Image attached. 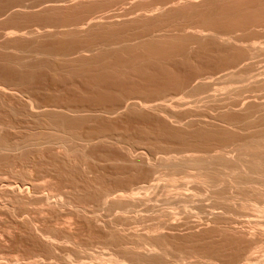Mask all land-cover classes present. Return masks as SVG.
I'll use <instances>...</instances> for the list:
<instances>
[{"label": "rangeland", "instance_id": "rangeland-1", "mask_svg": "<svg viewBox=\"0 0 264 264\" xmlns=\"http://www.w3.org/2000/svg\"><path fill=\"white\" fill-rule=\"evenodd\" d=\"M76 1L0 0V264H112L113 260H122L120 262L121 264H202V262L207 259H213V262L219 264V262L227 261L228 259L236 257L241 249L248 245L250 240L249 233L251 231L250 225L246 223L236 222L239 220V217L240 220L243 219L241 215L239 216V203L243 199L242 196L241 198H239L241 194L240 191H237L238 189L236 187L231 188L230 185H226V187L224 185L218 186L219 190H221L223 194L227 198H229V205L233 201L232 203L236 206V208L234 209H237L236 211H239V214L236 213L235 216L232 215L235 211L233 209L234 205H230V208L233 209V211H231L232 214H230L228 210H226L229 209V207L224 209L226 211H222L221 208H217L216 210L210 208L208 206H210L212 203V197L207 200L212 195V191H210V188H203L202 186L197 185L193 178H190L191 180L187 179L189 177H187L186 175L188 174V172H192L193 170L170 169L169 166L163 163L159 157H161V155L163 156L165 153H167L166 155H181L189 152H207L214 149L219 151L220 148L221 150L223 149L222 151L230 152L233 151L232 147L234 145L236 146L247 142L249 141V139H251L249 138V136L257 134L260 126H258V128H256V126V129H253L254 127L249 128V130H246L245 133L244 130L240 131L236 127L224 125L225 123L217 119L215 120V114L217 116L219 115V117L221 115L220 119L223 120L222 117L224 116V113L229 116L231 110H223L221 108L218 109V101L214 102L212 100L213 103L211 100L202 101L201 97H204L202 95L205 94L208 95L207 93L210 94V92L212 94L213 91L215 92V94L213 93L214 97L216 96V94L219 98L221 96L223 97L225 92H227L228 90L227 88L231 86V81L226 82L224 80H221V84L220 80L216 81V77L217 74H221V71L226 68L236 66V68L238 67L237 69H239V67L240 69H243V67L245 66L244 69H252L253 73L264 72V38H262L263 41L261 39V47L259 46V44H256L252 48L226 46L225 48L221 49V47H215L213 44H210L211 40L208 37L196 34L195 30L205 29L208 27L217 30H226L230 27V25H232L233 20L234 22H236L243 18H250L249 16L264 19V0H192V2L191 0ZM205 1L207 2L205 3ZM260 1H262L263 3ZM224 2L226 5L224 4ZM57 3L58 5H56ZM126 11H128V13ZM229 15L231 16L229 17ZM103 16L106 17L104 18ZM225 16L227 17V19ZM91 19H93V22H90V24L84 23L85 21H89ZM148 19L150 21H148ZM224 21L228 22L226 23ZM91 25H93V27ZM49 29L51 32L49 31ZM100 29L102 30V32ZM160 29L161 31H159ZM163 29L170 30L169 33L171 35H173L174 33V37H176V35L178 37L180 33V37H185H178V39L172 37V40H169L168 38L169 41H163V44L162 40L164 39L161 38V41H157V43L159 44H156L153 40H147L148 43L153 41V44L150 43V46L152 47L147 46L148 44L145 42L141 44L142 48H139L140 45L136 44L137 47H134H136L137 50L133 47H130L131 50L134 49L133 51H136L135 53L129 50L131 54L130 52H128L124 55H122L123 53H120V55L119 51L117 52L119 55H115V52V56L121 57H119L120 59L118 58L119 61L116 59V57L114 58V55L113 58L115 60L113 58L110 59L112 56V54L110 53L112 51L110 52L108 50V52L105 50L106 52H108V54H110L108 55L105 53L106 55L110 56L107 61L110 59V61L113 62L111 63L109 61L108 63H111V65H116L115 67L110 66V64L104 61L106 59H103L102 54L100 55L101 51L97 53V48L99 47L97 46V40L102 38V42L100 43H103L105 41L103 38H105L106 35L108 37H111L112 34L116 37L118 36V38H114L113 35L109 39L105 38L106 40L110 41L112 40V38L120 39L122 35V37L138 35L146 33L147 31H152L153 34L157 33L158 35H160L162 33L164 34ZM191 29L193 30V32L191 31ZM74 30L76 33H73ZM188 37L192 38L189 39ZM193 40H195L196 42H193ZM154 43L156 45H154ZM144 45L147 46L146 48L144 47L145 49L143 48ZM91 46H96V48L92 47V49L95 48L96 50H90V48L88 49V47ZM79 48L81 49V51ZM86 48V51L90 50V52L92 51L93 53H97V55L90 54V52L86 51L82 52V49L85 50ZM77 49L79 50L77 51ZM94 50L96 52H94ZM169 50L172 52L174 51L173 53L175 54L170 53ZM188 50L190 52H188ZM246 50H248L249 52ZM76 51L79 54L81 52L82 54H80L79 56H82L83 58L79 57ZM141 51L145 54H142ZM250 51L252 53V57L250 55H246L247 52L248 54H251ZM160 52L161 55H159ZM163 53H166V56L162 55ZM238 53L240 55H238ZM100 56L102 59L99 58ZM108 56H106V58ZM245 58H248V60L243 61ZM96 59L101 60L99 61L100 64H98V62L95 66L94 60ZM235 59H237L236 63ZM126 61L131 64H128L127 66ZM147 61L150 64H145L147 63ZM103 63H106V65H104ZM138 64H140V69L136 67V65ZM142 64L147 68L149 67L147 73H145V71H147V68H145ZM103 65L105 69L106 66L107 68L113 67L112 69H116L115 72L118 71L120 73L117 74L118 72L115 73L113 72L114 70L111 69L112 77H107L109 73L105 72V69H103ZM148 65H151L152 69H155L153 68V65L156 66V70L158 69V71L152 70V72L150 69L151 66ZM165 66L167 67L166 69H164ZM250 66H252L253 68ZM120 67H124L125 69L123 70L125 72L128 70V76L123 70H120ZM142 67H144L145 69L143 68L144 70H142ZM261 67L263 69H261ZM99 70H104V72H102L104 73V75L100 73L99 78H97L98 76H96V78H93L95 77V75H98L95 73L101 72ZM138 70L140 72L143 71V73H145L148 78V75H150V77H152L153 79V84L152 82H150L151 80H148L147 77V79H145L148 80L146 81L147 85L145 83V80L144 82H142L145 77L144 74L142 72L140 74ZM107 71H109V69H107ZM114 73L117 77H120L119 82L117 81L118 78L116 79V77H113V75L115 76ZM92 74L95 75L93 76ZM90 75H92L93 77H90ZM101 75L103 77H107L108 79L111 78V80H108L107 82L111 81L112 87L113 85H116L115 83L117 82V87H113L112 92V87L110 88L111 82H105L107 78L104 77L105 80L102 84L104 85L105 83H107L105 84V86L109 84L107 88L109 87L108 90H111L105 91V89H107L105 87L104 91L108 93L110 92V96L108 95L106 97L105 95H107L108 93L102 92L103 95H105L102 96L100 94L102 97H98L97 94L99 89H97L96 92H94L95 90L93 91L94 88L91 89L92 86L95 87L94 85H96L93 84L92 81L98 83L103 80V78L102 80L100 79L102 77ZM168 75L171 78V81H169L170 78L168 77ZM157 76H159V78ZM121 77H124V79H122ZM88 78H90V80L92 81L88 80ZM134 78L138 80H134ZM195 78L199 81V83L201 82L200 85H202L200 89L197 90L200 93L199 95L198 93H196L197 91H190V87H188L190 85V82H193ZM113 80H115V83H113ZM124 80L126 84L125 82H123V86H121L120 83H122V81ZM86 81H89L90 84H93H91L92 86L90 85L91 87L89 86L88 88L94 92V95L97 93V98L94 95V97H91L92 91L90 93L88 92L89 90L87 91L88 93H90L89 97L87 96L86 98L87 93H84L86 94L84 98V94L81 95L78 89L77 91L80 95L75 92V89V91L73 92L74 96H71L73 94L70 93L73 91L71 85L73 86V84L75 85L76 82H80L82 86V83L84 85V82ZM163 81L164 83L162 84V87L160 89V83H162ZM100 84L96 85L95 88H97V86H99ZM232 85L234 86L235 84ZM69 86L71 87L72 91L70 90ZM75 86L73 88H75ZM84 86L86 87V85ZM102 86H100V92ZM65 87L67 88V90H70L68 92L71 95L67 94L68 92L66 91ZM211 87H213V90L211 89ZM79 89H82V87ZM115 89L116 92H114ZM208 89L209 91L207 92ZM175 95L177 98L178 96L180 98L175 99ZM77 96L79 97V99H77ZM130 96L131 98L132 96L133 98H135L136 96L139 102L141 100L145 102L150 101L147 104L154 103L151 102L153 100L155 102L157 100V102H161L159 100L163 99L162 102L166 100L165 102H167V106H165L166 108L160 107L148 109L144 107L139 108V105H137L135 106L136 108L134 107L135 109L129 108L126 111L127 107H125L126 109L122 108L120 110H117L115 113L106 114V107H108L109 109H107L110 110L112 106L115 107L118 104L117 102L119 100H121L119 103L123 105L125 103V99H130L128 98ZM117 98L119 100L116 102ZM197 98H199V102H197L198 100L196 101ZM219 98L215 99V101ZM179 99L181 103L180 101H178ZM66 101L74 102V105H77L79 103V107H82L81 104H83L84 106L86 104V109L84 108L85 112H80L79 110L82 109L83 111V108L80 109L79 107V110H76L77 112L79 111L78 113L82 115L84 113H87L84 114V116L86 115L87 118H91L88 119V122H85L84 120V123H80L82 125L76 126L77 128H73H76V130L69 129V133L71 135H74V132L71 133V131H75V136H77V134H80L79 136H84L85 138V135L87 134L89 136L91 134V136H97V138H94V141L92 138L87 137L86 139H92V141H90L83 147L79 146V149L78 145L79 143L82 144L83 141H80L79 139L76 140V137L73 136L75 137L73 138L76 140L75 141L72 140V137H69L70 139L68 138L69 134L68 136L67 134H62V131L64 133H67V131H69L68 128L66 129L67 131L62 130L60 132H55L57 134H62L61 137H65V135L67 136L66 141L64 143H61L57 139L53 138V136L51 135V133L53 132L52 129L46 128L45 125L47 119L50 121V119L47 117L49 114L57 113L55 115L59 117L58 113L66 114L71 110V108L69 107V111L65 112V109H67L68 107H63L65 104L69 103ZM202 102H204L205 104ZM113 103L117 104L115 105ZM201 103L204 105H202ZM34 104H38L39 106H35ZM45 104H49V106L52 105L49 108L50 110L47 109V107L49 106H46ZM53 104H55V106ZM73 104L71 103L70 105L72 108H75ZM87 104H90L88 106L89 109L93 105V110H96L97 108L95 107L99 104V106H101L102 104L103 106L101 109L98 108V110L100 111L97 112L93 110L89 111V109L87 110ZM184 104H186L187 106ZM206 104L210 105H208L207 107ZM33 105L37 108L36 110L40 109V106L43 105V108L47 109L48 111L43 109V111H45V114H40L42 112L41 107L38 112L35 110L36 114L41 111L39 113L40 116H35V108H33V111H31ZM196 105L200 107L198 108ZM103 107L105 108L104 112L102 113ZM116 108L118 107L116 106ZM204 109L206 110L204 111ZM72 110L76 111L75 109ZM129 110L131 111L129 112ZM73 114H75V112ZM212 114L213 117L211 116ZM67 115L71 114L69 113ZM216 115L215 117H217ZM226 115L224 117H226ZM45 116L47 118L44 119L43 117ZM51 116L49 117L51 118ZM84 116L82 117L84 118ZM54 118H56V116ZM87 118H85L86 121ZM41 119L45 120H43L45 124ZM39 120L42 122H40ZM194 123L196 124V126ZM220 123L222 124L220 125ZM48 124H51V121ZM224 126H227V128H224ZM49 130L52 132H50ZM94 131L97 135L94 133ZM233 132L234 135H232ZM98 134H103V136L101 137L104 139L99 141ZM46 135L48 137H46ZM81 137L78 138L82 139ZM84 137L83 139H85ZM106 138L107 140H105ZM233 140L234 142L231 143V141ZM228 143L231 146H229ZM234 152H230V155L232 154L230 157H234L233 159L236 158V153ZM146 164L148 165L146 166ZM88 172H90V174ZM171 176L174 178V182L170 178ZM144 179H146L145 182ZM149 183L154 184L152 186L149 185ZM69 185H72L73 187L71 186V188L69 187ZM145 185V188H140ZM228 187H230V189H227ZM36 189L39 190L37 191ZM207 189H209L208 191L211 192L210 195V192H208ZM48 191L50 192V194ZM77 191H79V193L81 194H79ZM205 191L206 193H208L209 197L203 196L207 195ZM102 192H104V194ZM112 192H119L123 195V197L112 200V196H109V194H111ZM130 192H132L134 195L132 194L133 196H131ZM94 193L96 194L94 195ZM65 194H67V196ZM128 194L133 198L131 199V201L124 197ZM238 194L239 196L237 197L236 195ZM78 195H80L81 197ZM102 195H104V197ZM176 195L179 196L177 197ZM198 195L202 200L204 197L207 198L206 201L202 202L203 208L206 212L204 211V209H202L200 213H198L199 211L196 209L195 210L198 212H196L194 209H190V206L200 203ZM173 196L176 199L173 198ZM35 197L36 199L34 200ZM30 198L32 201H30ZM191 198L193 199L190 200ZM79 200L82 202H80ZM134 200L135 202H133ZM188 200L190 201L188 202ZM66 201H69L70 203H66ZM94 201H97L98 203L96 202V204ZM192 201L193 203H195L193 204ZM190 203H192V205ZM78 204H80L81 206ZM93 207L95 208L93 209ZM24 210L27 211L25 212ZM166 210H168L169 213H167ZM191 211H193V213ZM249 211L253 214H259L257 211L255 213L253 210ZM76 212L79 215L76 214ZM164 212L167 214H165ZM229 215H232L233 218L228 217ZM258 218L264 219V214L261 216L259 215ZM230 220H232L234 223L232 221L230 223ZM196 222L197 224H195ZM112 227H114L115 229H112ZM160 236L162 237V239ZM222 236L225 238H223ZM91 239L93 240L92 242H90ZM105 240H107V243ZM113 241H115L114 244L112 243ZM144 242H146L147 245ZM244 242L246 245L244 244ZM159 254H162L163 256L160 257L159 260H157V255L159 256ZM190 254H192V256ZM179 256L184 257V259L182 260L183 262H180L179 260L177 261V258H179ZM154 257L155 260L154 262H152ZM192 259H196L197 262L196 260L192 261ZM199 259H201V261H199ZM214 259L217 260L214 261Z\"/></svg>", "mask_w": 264, "mask_h": 264}, {"label": "bare ground", "instance_id": "bare-ground-1", "mask_svg": "<svg viewBox=\"0 0 264 264\" xmlns=\"http://www.w3.org/2000/svg\"><path fill=\"white\" fill-rule=\"evenodd\" d=\"M76 1V0H75ZM107 1V0H106ZM180 1V0H179ZM52 2V1H51ZM77 2V1H76ZM170 2V1H169ZM191 2H192V0H191ZM207 1H205V3H206ZM230 2V1H229ZM232 2V1H231ZM250 2V1H249ZM255 2H257V1H255ZM260 2H262V1H260ZM264 2V1H263ZM262 2V3H263ZM46 3V2H45ZM54 3V2H53ZM52 3V4H53ZM79 3V2H78ZM81 3V2H80ZM97 3V2H96ZM103 3H105V2H103ZM177 3V2H176ZM179 3V2H178ZM223 3V2H222ZM76 4V3H75ZM74 4V5H75ZM90 4V3H89ZM115 4V3H114ZM165 4V3H164ZM175 4V3H174ZM173 4V5H174ZM195 4H197V3H195ZM224 4H225V2H224ZM249 4V3H248ZM247 4V5H248ZM258 4V3H257ZM56 5H58V3L56 4ZM176 5V4H175ZM226 5V4H225ZM237 5V4H236ZM261 5V4H260ZM42 6V5H41ZM195 6V5H194ZM196 6H198V5H196ZM203 6V5H202ZM257 6V5H256ZM261 7V6H260ZM98 8V7H97ZM161 8V7H160ZM236 8V7H235ZM253 8H255V7H253ZM259 8V7H258ZM55 9V8H54ZM111 9V8H110ZM228 9V8H227ZM237 9V8H236ZM252 9V8H251ZM41 10V9H40ZM147 10V9H146ZM155 10V9H154ZM153 10V11H154ZM178 10V9H177ZM198 10V9H197ZM244 10V9H243ZM107 11V10H106ZM109 11V10H108ZM158 11V10H157ZM214 11V10H213ZM254 11V10H253ZM41 12V11H40ZM127 13H128V11H126ZM147 12H149V11H147ZM173 12V11H172ZM180 12V11H179ZM251 12V11H250ZM257 12V11H256ZM130 13V12H129ZM154 13V12H153ZM223 13V12H222ZM242 13V12H241ZM108 14V13H107ZM124 14V13H123ZM131 14V13H130ZM143 14V13H142ZM149 14V13H148ZM151 14V13H150ZM229 14V13H228ZM104 15V14H103ZM209 15V14H208ZM111 16V15H110ZM109 16V17H110ZM139 16V15H138ZM162 16V15H161ZM231 15H229V17H230ZM104 17V16H103ZM102 17V18H103ZM106 17V16H105ZM104 17V18H105ZM132 17V16H131ZM130 17V18H131ZM136 17V16H135ZM143 17V16H142ZM153 17V16H152ZM151 17V18H152ZM163 17V16H162ZM167 17V16H166ZM172 17H173V15H172ZM171 17V18H172ZM176 17H177V15H176ZM226 17V16H225ZM241 17V16H240ZM250 18H243V19H241V20H239V21H236V22H234V20H233V23H232V25H230V27L229 28H227L226 30H217V29H214V28H205V29H196L195 30V32H196V34H199L200 36H206V37H208L210 40H211V43L210 44H213L215 47L217 46V47H221V49L222 48H225L226 46H239V47H247V48H252V47H254L256 44H259V46L261 47V45H260V43H262V41H263V39L262 38H264V19H262V18H259V17H251V16H249ZM92 18V17H91ZM94 18V17H93ZM108 18V17H107ZM133 18V17H132ZM149 18V17H148ZM264 18V17H263ZM145 19V18H144ZM167 19V18H166ZM165 19V20H166ZM226 19H227V17H226ZM87 20V19H86ZM92 20V21H91ZM91 20H89V21H85L84 23H86V24H90V22H93V19H91ZM112 20V19H111ZM123 20V19H122ZM130 20V19H129ZM231 20V19H230ZM101 21H102V19H101ZM136 21V20H135ZM138 21V20H137ZM143 21V20H142ZM146 21V20H145ZM148 21H150L149 19H148ZM167 21H169V20H167ZM224 22H226V21H224ZM228 22V21H227ZM226 22V23H227ZM84 23H83V25H84ZM133 23V22H132ZM141 23V22H140ZM148 24V23H147ZM151 24V23H150ZM153 24V23H152ZM163 24V23H162ZM167 24H168V22H167ZM76 25V24H75ZM170 25V24H169ZM186 25V24H185ZM217 25V24H216ZM71 26V25H70ZM92 27H93V25H91ZM160 26V25H159ZM167 26V25H166ZM197 26V25H196ZM65 27V26H64ZM83 27H85V26H83ZM104 27V26H103ZM111 27V26H110ZM165 27V26H164ZM69 28V27H68ZM115 28V27H114ZM74 29V28H73ZM80 29V28H79ZM174 29V28H173ZM69 30V29H68ZM72 30V29H71ZM77 30V29H76ZM95 30V29H94ZM101 30V29H100ZM104 30V29H103ZM158 30V29H157ZM164 30V34L162 33V34H160V35H158L157 33H155V34H153V32L152 31H150V32H146V33H142V34H138V35H131V36H124V37H120V39H114L116 36H114L113 34V37L114 38H112V40H110V41H108V40H106V39H109V38H111L112 37V35L111 34H109V35H111V37L109 36H107L106 35V39L105 38H103L105 41L103 42V43H100V42H102V38H100L99 40H97L98 41V44H97V46H99L98 48H97V53H99V51H101V53H100V55L102 54V57H103V59H106V60H104L106 63H108L109 61H110V59H112L113 58V55L115 54V52H116V54L115 55H117L118 53L117 52H119V54L121 53H123L122 55H124V54H126V53H128V52H130L129 50H131L130 49V47H133V48H135L136 49V44H139L138 46H139V48H142V43H147L148 45L147 46H150L151 44H153V41L156 43V44H159V43H157V41L159 42V40H160V38L161 39H164V40H162V44L164 43L163 41H166L167 42V40H168V38H169V40H172V37L173 38H177L178 39V37L179 38H184V37H180V35H181V33L179 34V36L177 37V35H176V37H174L175 35H174V33H173V35H171L170 33H169V31L170 30H168V29H163ZM175 30V29H174ZM182 30V29H181ZM184 30V29H183ZM45 31V30H44ZM49 31H50V29H49ZM155 31V30H154ZM159 31H161V29L159 30ZM190 31V30H189ZM191 31L193 32V30L191 29ZM51 32V31H50ZM71 32V31H70ZM75 32V30L73 31V33ZM101 32H102V30H101ZM157 32V31H156ZM76 33V32H75ZM78 33V32H77ZM48 34V33H47ZM107 34H108V32H107ZM136 34V33H135ZM53 35V34H52ZM65 35V34H64ZM68 35V34H67ZM126 35V34H125ZM163 35V36H162ZM183 35V34H182ZM189 35V34H188ZM165 36V37H164ZM116 38H118V36L116 37ZM158 38V39H157ZM167 38V39H166ZM171 38V39H170ZM189 38V37H188ZM190 38H192V37H190ZM189 38V39H190ZM77 39V38H76ZM202 39H205V38H202ZM261 39H262V41H261ZM147 40L148 41H151V40H153L152 42H150V43H148L147 42ZM156 40V41H155ZM168 40V41H169ZM173 40H176V39H173ZM161 41V40H160ZM195 40H193V42H194ZM196 42V41H195ZM154 43V45H156ZM170 43V42H169ZM172 43V42H171ZM100 44V45H99ZM166 44V43H165ZM173 44V43H172ZM172 44H170V45H172ZM182 44V43H181ZM187 44V43H186ZM207 44V43H206ZM82 45V44H81ZM153 45V46H154ZM169 45V46H170ZM134 46H136V47H134ZM147 46H143V48L145 47H147ZM167 46H168V44H167ZM194 46V45H193ZM202 46V45H201ZM80 47V46H79ZM84 47H86V46H84ZM92 47H95L96 48V46H91V47H88V49L90 48V50H93V49H95V48H93L92 49ZM150 47H152V46H150ZM149 47V48H150ZM212 47V46H211ZM214 47V48H215ZM258 47V46H257ZM74 48V47H73ZM82 48V47H81ZM127 48H129V49H127ZM138 48V49H139ZM144 48V49H145ZM159 48V47H158ZM157 48V49H158ZM198 48H199V46H198ZM213 48V47H212ZM228 48V47H227ZM263 48V47H262ZM80 49V48H79ZM79 49H77V51L79 50ZM125 49H127V50H125ZM144 49H142V50H144ZM193 49H194V47H193ZM217 49V48H216ZM87 50V48L84 50V49H82V52H84V51H86ZM90 50H88V51H86V52H90ZM96 50V49H95ZM94 50V52H96ZM102 50H104V51H102ZM112 51L110 54H112V56H111V58H110V56H108V55H110V54H108V52H106V51ZM123 50H124V52H123ZM134 50V49H133ZM133 50H131V51H133ZM137 50V49H136ZM154 50V49H153ZM191 50V49H190ZM76 51V52H77ZM80 51H81V49H80ZM127 51V52H126ZM139 51V50H138ZM159 51V50H158ZM170 51V50H169ZM246 51H248V50H246ZM103 52V53H102ZM134 52V51H133ZM132 52V53H133ZM136 52V51H135ZM134 52V53H135ZM148 52V51H147ZM155 52V51H154ZM174 52V51H173ZM172 51H170V53H173ZM188 52H190L189 50H188ZM194 52V51H193ZM249 52V51H248ZM248 52L246 53V55H252V53H251V51H250V53L251 54H248ZM252 52H254V51H252ZM78 53V52H77ZM76 53V54H77ZM97 53H93L92 51L90 52V54H96L97 55ZM108 54V55H106V54ZM141 53L142 54H145V53H143L142 51H141ZM149 53V52H148ZM152 53V52H151ZM181 53V52H180ZM187 53V52H186ZM197 53V52H196ZM258 53V52H257ZM80 54H82L81 52H80ZM79 53H78V56L80 55ZM118 54V55H119ZM120 54V55H121ZM130 54H131V52H130ZM138 54V53H137ZM141 54V55H142ZM166 54V53H165ZM164 53L162 54V55H165ZM173 54H175V53H173ZM220 54V53H219ZM106 55V56H108L107 58H106V56L104 57V56ZM114 55V58L116 57V59L118 60V58L120 57H118V56H115ZM146 55H149V54H146ZM158 55V54H157ZM159 55H161V52H160V54ZM158 55V56H159ZM168 55V54H167ZM182 55V54H181ZM215 55V54H214ZM238 55H240L239 53H238ZM130 56V55H129ZM166 56V55H165ZM188 56H189V53H188ZM196 56H197V54H196ZM203 56V55H202ZM79 57H82V56H79ZM78 57V58H79ZM123 57V56H122ZM138 57H139V55H138ZM146 57V56H145ZM149 57V56H148ZM154 57V56H153ZM192 57H194V56H192ZM207 57H209V56H207ZM230 57V56H229ZM246 57H248V56H246ZM252 57V56H251ZM250 57V58H251ZM255 57H256V55H255ZM83 58V57H82ZM86 58V57H85ZM99 58H101V56L99 57ZM108 58H110L108 61H107V59ZM113 58V59H114ZM121 58V57H120ZM119 58V59H120ZM134 58H136V57H134ZM157 58V57H156ZM162 58V57H161ZM160 58V59H161ZM184 58H185V56H184ZM183 58V59H184ZM189 58V57H188ZM232 58H233V56H232ZM237 58V57H236ZM238 58H239V56H238ZM102 59V58H101ZM101 59H99V60H94V62H95V66H96V63H98ZM128 59V58H127ZM163 59V58H162ZM191 59V58H190ZM46 60V59H45ZM81 60H83V59H81ZM115 60V59H114ZM113 60V61H114ZM116 60V61H117ZM175 60V59H174ZM194 60H195V58H194ZM236 60L237 59H235V63H236ZM240 60V59H239ZM248 60V58H245L243 61H247ZM103 61V60H102ZM103 61V62H104ZM119 61V60H118ZM130 61V60H129ZM146 61V60H145ZM160 61V60H159ZM189 61V60H188ZM80 62V61H79ZM93 62V63H94ZM111 62V61H110ZM127 62V61H126ZM125 62V63H126ZM161 62V61H160ZM209 62V61H208ZM230 62V61H229ZM84 63V62H83ZM106 63L104 64V65H106ZM111 63H113V62H111ZM111 63H108V64H110V66H113V67H115L116 65H111ZM145 63V62H144ZM168 63V62H167ZM172 63V62H171ZM180 63V62H179ZM98 64H100V62L98 63ZM102 64V63H101ZM128 64L130 65L131 63H129V62H127V66H128ZM145 64H150V63H148V61H147V63H145ZM165 64V63H164ZM163 64V65H164ZM200 64V63H199ZM104 65H103V67H104ZM126 65V64H125ZM143 65V64H142ZM141 65V66H142ZM171 65V64H170ZM177 65V64H176ZM189 65V64H188ZM238 65V64H237ZM109 66V65H108ZM144 66V65H143ZM148 66H151V65H148ZM162 66V65H161ZM187 66V65H186ZM195 66V65H194ZM240 66V65H239ZM253 66V65H252ZM252 66H250V67H252ZM113 67H108L107 68V66H106V69H105V67L103 68V69H105V72H108L109 73V75L108 74H106V75H108L107 77H112V70H114L113 72H115V70L116 69H112ZM130 67V66H129ZM136 67H138L139 69L141 68L140 67V64H138V65H136ZM145 67V66H144ZM142 67V70H144L145 68H147V67ZM159 67V66H158ZM180 67V66H179ZM208 67V66H207ZM242 67V66H241ZM245 67V66H244ZM244 67H243V69H240V67H239V69H237L236 68V66H232V67H229V68H226V69H224L223 71H221V74H217V77H216V81L217 80H220V83L222 82L221 80H224V81H226V82H230L231 83V86H229V88H227L228 90H227V92H225V94L223 95V97L221 96L220 98L217 96V94H216V96L215 97H217V98H219L218 100H216L215 101V99H217V98H215L214 96H213V93L215 94V92L213 91V93L211 94V92H210V94L209 93H207L208 95H202V96H204V97H201L202 98V101L203 100H213L214 102H217V108L219 109V108H221V109H226V110H231V112H230V114H229V116H227L225 113H224V116L226 115V117H222L223 118V120L222 119H220L221 118V115H220V117H219V115L217 116L216 114V116L217 117H215V115H214V118H215V120L217 119V120H219V121H221V122H223V123H225L224 125H229V126H232V127H236L237 129H239L240 131L241 130H244V132L246 133V130L248 131L249 130V128H253V129H256V128H258V126H260V128H259V130H258V132H257V134H255V135H253V136H249V138H251V139H249V141H247V138H246V141L247 142H244V143H242V144H239V145H234L233 147H232V149H233V151H230L231 153L232 152H234V153H236V158L235 159H233L234 157H230L231 155H230V152H228V151H222L221 150V148L219 149V151H217V150H212V151H207V152H205V151H203V152H201V151H198V152H189V153H184V154H181V155H173V154H171V155H166L167 153H165L163 156L161 155V157H159L160 158V160L163 162V163H165L167 166H169V168L170 169H187V170H193L192 172H188V174L186 175L187 177H189V178H187V179H190V178H193V180L197 183V185H199V186H202L203 188L205 187V188H210V191H212V195L209 197V195L211 194V192L210 191H208L209 189H207V191L208 192H210L209 193V195H208V193H206V191H205V193L207 194V195H203V196H208L209 198L207 199V198H203V196H202V198H203V200L200 198V196H199V202L200 203H197V204H195V205H192V203H193V201H192V203H190L192 206H190L189 204V206H190V209L192 210V209H196V210H198V211H196V212H198V213H200V211H202V209H204L203 208V205H202V202L203 201H206V199L207 200H209L211 197V200H212V203H211V205L210 206H208V207H210V208H213V209H217V208H221L222 209V211L224 210V209H226V208H228L229 207V209H226V210H228V212L230 213V214H232V212L231 211H233V209L234 208H236V206L232 203H230V205H234L233 206V209H231L230 207V205H229V198H227L224 194H223V192L221 191V190H219V187L218 186H225L226 187V185L227 186H229L230 185V187L231 188H234V187H236L238 190L237 191H240V193L242 194H240V197L239 198H241V196H242V200L240 201V203H239V208H240V214H239V211H236L235 209V211H234V213L232 214V215H236V213H238L239 214V216L241 215L242 217H243V219H241L240 220V217H239V220L238 221H236L237 223H246V224H248V225H250V229H251V231H250V240H249V243H248V245L246 246V247H244V248H242L241 249V251L239 252V254L236 256V257H234V258H232V259H228L227 261H222V262H219V264H264V219H260V218H258L259 217V215L261 216V215H263L264 214V72H256V73H253L252 72V69H249V68H245L244 69ZM255 67V66H254ZM100 68H102V67H100ZM121 69L120 70H123V69H125L124 67H120ZM144 68V69H143ZM153 68H155V69H152V66L150 67V69H151V71L152 70H156V66H154L153 65ZM167 67L165 66L164 67V69H166ZM169 68V67H168ZM253 68V67H252ZM107 69H109V71H107ZM112 69V70H111ZM130 69V68H129ZM161 69V68H160ZM170 69V68H169ZM256 69V68H255ZM261 69H263L262 67H261ZM148 70H149V67L147 68V71H145V73H147L148 72ZM162 70V69H161ZM99 71H101V72H99V73H95V74H98V75H95V77H93L92 75H90V77L92 76L93 78H96V76H98L97 78H99L100 77V73H102V72H104V70L102 71V70H99ZM124 71V70H123ZM131 71V70H130ZM139 71V70H138ZM156 71H158V69L156 70ZM261 71V70H260ZM96 72V71H95ZM116 72H118V71H116ZM115 72V73H116ZM125 72V71H124ZM127 72H128V70L125 72V74H127ZM140 72V71H139ZM142 73H143V71H141ZM141 72H140V74H141ZM153 72V71H152ZM165 72V71H164ZM114 73V74H115ZM120 72H118L117 74H119ZM129 73V72H128ZM132 73V72H131ZM145 73H143L144 74V79H143V81L142 82H144V80L145 79H147L148 77L145 75ZM111 74V75H110ZM133 74V73H132ZM142 74V75H143ZM152 74V73H151ZM102 75H104V73H102ZM101 75V76H102ZM121 75V74H120ZM130 75V74H129ZM141 75V76H142ZM119 76V75H118ZM127 76H128V74H127ZM149 76V78H148V80H151L150 82H152L153 81V79H152V77H150V75H148ZM186 76V75H185ZM105 77V76H104ZM104 77L102 76L100 79L102 80V78H103V80L101 81V82H98V83H96V82H94V81H92V80H90V78H88V80H90V81H92V83L93 84H96V85H98V84H100L99 86H97V88H95L96 87V85H94L95 87H93L91 84H90V82L88 81H86L87 82V84H86V82H84L85 84L84 85H86V87L83 85V83H82V86H81V84H80V82L78 83V82H76L75 83V85L73 84V86L71 85V87H72V90H71V87H70V90L72 91V92H70L71 94L75 91V89H76V93H78V91H79V93L81 94V95H83L84 93H87V95L86 94H84L83 95V97L86 95V98H87V96L89 97V94L91 93V89H93V91L94 92H96V90L97 89H99V91H98V94L100 95H102V96H104L103 95V93L102 92H105L106 90L107 91H111V90H108L109 89V87L107 88V86H109V84L108 85H106L105 86V84H107V83H110V82H107L108 80H111V78H107V77H105V78H107L106 79V81L105 82H107V83H105L104 85L102 84V83H104L103 81L105 80L104 79ZM113 77L115 78L116 77V79L118 78V82H119V78L120 77H117L116 76V74H115V76L113 75ZM134 77V76H133ZM147 77V78H146ZM154 77H155V74H154ZM158 78H159V76H157ZM156 77V78H157ZM168 77H169V75H168ZM199 77V76H198ZM113 78V79H114ZM122 79H124V77H121ZM151 78V79H150ZM156 78H155V80H156ZM170 78V77H169ZM186 78V77H185ZM132 79V78H131ZM130 79V80H131ZM161 79V78H160ZM198 79V78H197ZM86 80V79H85ZM84 80V81H85ZM97 80H99V79H97ZM96 80V81H97ZM128 80V79H127ZM134 80H138V79H135L134 78ZM148 80H145V83H146V81H148ZM194 80V79H193ZM192 80V81H193ZM200 80V79H199ZM80 81V80H79ZM114 82L113 83H115V80H113ZM133 81V80H132ZM169 81H171V78H170V80ZM182 81V80H181ZM191 81V80H190ZM216 81H215V83H216ZM121 82V81H120ZM123 82H125V80L124 81H122V83H120L121 84V86H123L122 84H123ZM134 82V81H133ZM137 82V81H136ZM136 82H135V84H136ZM139 82H140V80H139ZM166 82V81H165ZM206 82V81H205ZM214 82V81H213ZM213 82H211V83H213ZM233 82V83H232ZM88 83H89V85H88ZM130 83H132V82H130ZM144 83V84H145ZM149 83V82H148ZM154 83H155V81H154ZM158 83V82H157ZM164 83V81L162 82V83H160L161 85H160V89H161V87H162V84ZM181 83V82H180ZM192 83V84H191ZM201 83V82H200ZM200 83H199V81L198 80H196V78H195V80L193 81V82H190V85L188 86V87H190V91L192 90V91H197V90H199L200 89V87L202 86V85H200ZM219 83V82H218ZM80 84V85H79ZM116 85H117V82L115 83ZM125 84H126V82H125ZM124 84V85H125ZM128 84H129V82H128ZM152 84H153V82H152ZM168 84V83H167ZM172 84V83H171ZM170 84V85H171ZM222 84V83H221ZM221 84H220V86H221ZM227 84H229V83H227ZM232 84H235L234 86L232 85ZM92 87H91V86ZM103 85V86H102ZM116 85H113V87H115ZM146 85H147V83H146ZM155 85V84H154ZM157 85H159V84H157ZM165 85V84H164ZM175 85V84H174ZM209 85V84H208ZM216 85V84H215ZM75 86V88H73ZM77 86H79V87H77ZM82 87V89H83V91H82V89H79V88H81ZM83 86H84V88H83ZM91 87V89H89L88 87ZM100 86H102V89H101V92H100ZM68 87V86H67ZM77 87V88H76ZM107 88V89H105V91H104V88ZM112 87V82H111V84H110V88ZM113 87L111 88L112 89V92H113ZM117 87V86H116ZM141 87V86H140ZM145 87V86H144ZM155 87V86H154ZM168 87V86H167ZM86 88H88V89H86ZM131 88V87H130ZM136 88V87H135ZM164 88H165V86H164ZM175 88V87H174ZM177 88V87H176ZM179 88V87H178ZM215 88V87H214ZM226 88V87H225ZM65 89H66V91L68 92V91H70L69 89L67 90V88L65 87ZM77 89H78V91H77ZM86 89V90H85ZM122 89H123V87H122ZM150 89V88H149ZM152 89V88H151ZM168 89V88H167ZM211 89L213 90V87H211ZM210 89V90H211ZM216 89V88H215ZM82 91V93H81V91ZM89 90V91H88ZM138 90V89H137ZM141 90V89H140ZM163 90V89H162ZM172 90V89H171ZM187 90V89H186ZM90 92V93H88V92ZM92 91V96L91 97H96L97 98V96L98 97H102L101 95L99 96L97 93V96H96V94L94 95V92ZM139 91V90H138ZM188 91V90H187ZM209 91V89L207 90V92ZM66 92V93H67ZM114 92H116V89H115V91ZM128 92V91H127ZM185 92V91H184ZM218 92V91H217ZM69 92L67 93L68 95H71ZM75 93V94H76ZM78 93V94H79ZM105 93H108V92H105ZM155 93V92H154ZM177 93V92H176ZM196 93H198V95L200 94L198 91L196 92ZM204 93V92H203ZM205 93H206V91H205ZM79 94V95H80ZM135 94V93H134ZM156 94V93H155ZM178 94V93H177ZM94 95V96H93ZM110 96V92L107 94V95H105L106 97L107 96ZM113 95V94H112ZM136 95V94H135ZM141 95H143V94H141ZM150 95V94H149ZM152 95V94H151ZM160 95V94H159ZM159 95H158V97H159ZM71 96H74V93L71 95ZM137 96V95H136ZM136 96H135V98H133V96H132V98H131V96L130 97H128V98H130V99H125V103L122 105V104H120L119 102L121 101V100H119L120 99V97H119V99L117 98L116 99V102L118 103H113V104H115L118 108H116V106L115 107H111L110 108V110H108L109 108L108 107H103V111H102V113L104 112V108H105V111L107 112L106 114H108V113H115L117 110H120V109H122V108H125V107H127V109H126V111L130 108V109H133L135 106H137V105H139V108L140 107H144V108H160V107H165V106H167L166 105V103L167 102H162V100L163 99H160L159 101H161V102H155L154 100L153 101H151V102H154V103H151V104H147V103H149L148 101H143V100H141L140 102L137 100L138 98H136ZM148 96V95H147ZM181 96V95H180ZM67 97V96H66ZM78 97V96H77ZM76 97V98H77ZM81 97V96H80ZM175 97H176V95H175ZM183 97V96H182ZM181 97V98H182ZM187 97V96H186ZM85 98V97H84ZM161 98V97H160ZM168 98V97H167ZM171 98V97H170ZM178 98H180L179 96H178ZM177 97L175 98V99H178ZM185 98V97H184ZM77 99H79V97L77 98ZM194 99V98H193ZM199 98H197L196 99V101L198 100ZM88 100H89V98H88ZM123 100V99H122ZM181 100H183V99H181ZM201 100V99H200ZM70 101V100H69ZM69 101H66V102H69ZM79 101V100H78ZM168 101V100H167ZM178 101H180V99L178 100ZM213 101H212V103H213ZM58 102V101H57ZM115 102V101H114ZM124 102V101H123ZM122 102V103H123ZM143 102H145V103H143ZM169 102V101H168ZM197 102H199V100L197 101ZM205 102V101H204ZM204 102H202V103H204ZM56 103V102H55ZM63 103H65V102H63ZM62 103V104H63ZM73 104L74 102H69L68 104L70 105V104ZM83 103V102H82ZM173 103V102H172ZM176 103H177V101H176ZM179 103V102H178ZM180 103H181V101H180ZM183 103V102H182ZM186 103V102H185ZM188 103V102H187ZM201 103V104H202ZM211 103V104H212ZM60 104V103H59ZM68 104H65L64 105V107L63 108H67V109H65V112L66 111H69L68 109H69V107L71 108V112H75V114H73V113H71L70 111L69 112H67L66 114L65 113H61V114H64V115H61V114H59L58 113V116L59 117H57V115H55V114H57V113H53V114H49L47 117L50 119V121H51V124H48L50 121L47 119V122H45L44 123V119L45 118H47L46 116L45 117H43L44 119V121H43V123L46 125V128H48V129H52V131H50V132H52L51 133V135L53 136V138H55V139H57L59 142H61V143H64L65 141H66V137L68 136V134H69V136H68V138L70 137H72V140H77V139H79L80 141H83L82 142V144L81 143H79V145H78V149H79V146L80 147H83L84 145H86V144H88L90 141H92V139H93V141H94V138L96 137L97 138V136H95V135H93V136H89L88 134L87 135H85L86 136V138L87 137H89V138H92V139H86L84 136V138L85 139H83V137H81V136H79L80 134H77V136H75V131H71V133L72 132H74L73 134L74 135H71L69 132H70V130L71 129H73L74 127H76V126H79V125H82V124H80V123H82L84 120H85V122H88L89 120L88 119H91V118H87L86 117V115L84 116V114H87V113H84L83 115L82 114H79L78 112L80 111V112H85V109H86V104H85V106L83 105V104H81L82 105V107H79L78 106V104L77 105H74L75 106V108L73 107H71V105L69 106ZM92 104V103H91ZM105 104V103H104ZM111 104V103H110ZM175 104V103H174ZM198 104V103H197ZM205 104V103H204ZM204 104H202V105H204ZM219 104V105H218ZM30 105V104H29ZM35 105V104H34ZM33 105V107L31 108L32 110L31 111H33V108H35L34 109V114H35V116L36 115H39V113L42 111V112H44V113H40V114H45V111H43V109L44 110H46V111H48L47 109H49L51 106H49V104H45L46 106H49V107H47V109H45V108H43L44 106L43 105H41L40 106V109H41V107H42V110L41 111H39V113L38 114H36V111L38 112V110H40V109H38V110H36L37 108L35 107L36 105H38V104H36L35 106ZM54 106H55V104H53ZM72 105V106H73ZM80 105V106H81ZM90 104H87V107L89 106ZM95 105V104H94ZM98 105V104H97ZM100 105V104H99ZM96 106L95 108H97L96 110H93V105H92V109L90 108L89 109V107L87 108V110L89 109V111H91V110H93V111H97V112H99L100 110H98V108H102V106H103V104L101 105V106ZM118 105H120V106H118ZM171 105V104H170ZM182 105V104H181ZM184 105H186V104H184ZM201 105V106H202ZM208 105H210V104H208ZM208 105L206 104V106L208 107ZM39 106V105H38ZM37 106V107H38ZM45 106V107H46ZM61 106V105H60ZM84 106V107H83ZM172 106V105H171ZM187 106V105H186ZM197 106V105H196ZM78 107L81 109V108H83V111H82V109L81 110H79L78 109ZM198 107V106H197ZM200 107V106H199ZM198 107V108H199ZM54 108V107H53ZM85 108V109H84ZM94 108V109H95ZM108 108V109H107ZM136 108V107H135ZM134 108V109H135ZM166 108V107H165ZM168 108H169V106H168ZM29 109V108H28ZM72 109H77V110H79L78 112H77V110L76 111H74V110H72ZM107 109V110H106ZM112 109V110H111ZM162 109H164V108H162ZM36 110V111H35ZM50 110V109H49ZM138 110V109H137ZM167 110V109H166ZM168 110H170V109H168ZM206 109H204V111H205ZM64 111V110H63ZM131 110H129V112H130ZM197 111H199V110H197ZM86 112H88V111H86ZM71 114V115H67V114ZM76 113H78V114H76ZM90 113V112H89ZM132 113H133V111H132ZM138 113H139V111H138ZM228 113V112H227ZM48 114V113H47ZM101 114V113H100ZM160 114V113H159ZM31 115V114H30ZM33 115V114H32ZM42 115H41V117H42ZM53 117H52V116ZM62 117H61V116ZM201 115V114H200ZM205 115V114H204ZM203 115V116H204ZM40 116V115H39ZM49 116H51V118L49 117ZM56 116V118H54ZM69 116V117H68ZM71 116V117H70ZM82 116H84V118L82 117ZM164 116V115H163ZM169 116H170V114H169ZM168 116V117H169ZM212 117H213V114L211 115ZM132 117V116H131ZM192 117V116H191ZM209 117V116H208ZM219 117V118H218ZM36 118V117H35ZM38 118H40V117H38ZM54 118V119H53ZM85 118H87V121H86V119ZM167 118V117H166ZM226 118V119H225ZM205 119V118H204ZM206 120H207V118H206ZM40 121V120H39ZM42 121H40V122H42ZM210 121H211V119H210ZM38 122V121H37ZM185 122V121H184ZM194 122V121H193ZM199 122V121H198ZM207 122V121H206ZM206 122H205V124H206ZM84 123V122H83ZM94 123V122H93ZM204 123V122H203ZM202 123V124H203ZM212 123V122H211ZM36 124V123H35ZM38 124V123H37ZM179 124H181V123H179ZM189 124V123H188ZM195 124V123H194ZM204 124V125H205ZM209 124V123H208ZM222 123H220V125H221ZM42 125V124H41ZM50 127H49V126ZM52 125V126H51ZM103 125V124H102ZM178 125V124H177ZM191 125V124H190ZM212 125V124H211ZM214 125H215V123H214ZM217 125V124H216ZM48 126V127H47ZM194 126V125H193ZM195 126H196V124H195ZM206 126V125H205ZM205 126H202V127H205ZM257 126V127H256ZM181 127V126H180ZM202 127H201V129H202ZM213 127H215V126H213ZM227 128V126H224V128ZM232 127H231V129H232ZM256 127V128H255ZM68 128V130L69 131H67L66 129ZM77 128V127H76ZM76 128L75 129H73V130H76ZM218 128V127H217ZM235 128V129H236ZM198 129V128H197ZM234 129V128H233ZM252 129V130H253ZM62 130H66L67 131V133H64ZM207 130V129H206ZM211 130V129H210ZM215 130H216V128H215ZM251 130V131H252ZM57 131H62V134H67V136L65 135V137L63 136V137H61L62 136V134H57V133H55V132H57ZM208 131V130H207ZM238 131V130H237ZM256 131V130H255ZM58 132V133H59ZM93 132V131H92ZM227 132V131H226ZM49 133V132H48ZM94 133H95V131H94ZM176 133H177V131H176ZM187 133H189V132H187ZM211 133H213V132H211ZM50 134V133H49ZM49 134H47V135H49ZM96 134V133H95ZM174 134V133H173ZM205 134V133H204ZM228 134V133H227ZM46 135V137H48ZM97 135V134H96ZM99 135V134H98ZM197 135H198V133H197ZM225 135V134H224ZM232 135H234V132H233V134ZM73 136H75V137H73ZM99 136H100V138H99ZM98 136V139H99V141H101L102 139H104V138H102L101 136H103V134L101 135H99ZM186 136H187V134H186ZM213 136V135H212ZM211 136V137H212ZM78 137H81L82 139H80V138H78ZM200 137V136H199ZM208 137V136H207ZM214 137V136H213ZM217 137V136H216ZM248 137V136H247ZM69 138V139H70ZM73 138H75V139H73ZM206 138V137H205ZM225 138V137H224ZM64 139V140H63ZM110 139V138H109ZM230 139V138H229ZM233 139V138H232ZM30 140V139H29ZM32 140V139H31ZM75 140V141H76ZM105 140H107V138L105 139ZM203 140H204V138H203ZM33 141V140H32ZM98 141V140H97ZM218 141V140H217ZM1 142V141H0ZM3 142V141H2ZM29 142V141H28ZM49 142V141H48ZM95 142H96V140H95ZM106 142V141H105ZM110 142V141H109ZM232 142H234V140L233 141H231V143ZM73 143V142H72ZM101 143V142H100ZM103 143V142H102ZM230 143V142H229ZM228 143V144H229ZM1 144V143H0ZM30 144V143H29ZM34 144V143H33ZM76 144V143H75ZM74 144V145H75ZM81 144V145H80ZM235 144V143H234ZM18 145H20V144H18ZM66 145V144H65ZM92 145V144H91ZM199 145V144H198ZM206 145V144H205ZM36 146H37V144H36ZM76 146V145H75ZM226 146V145H225ZM229 146H231L230 144H229ZM65 147V146H64ZM73 147V146H72ZM86 147V146H85ZM227 147V146H226ZM37 148V147H36ZM74 148V147H73ZM31 149V148H30ZM35 149V148H34ZM72 149V148H71ZM85 149V148H84ZM198 149V148H197ZM203 149V148H202ZM201 149V150H202ZM227 149V148H226ZM70 150V149H69ZM80 150H82V149H80ZM221 150V151H220ZM228 150V149H227ZM231 150V149H230ZM64 151V150H63ZM84 154V153H83ZM163 154V153H162ZM229 154V155H228ZM234 156V155H233ZM84 160V159H83ZM154 160V159H153ZM156 161V160H155ZM149 163H153V162H149ZM135 165V164H134ZM148 164H146V166H147ZM154 166V165H153ZM149 167V166H148ZM152 167V166H151ZM132 168V167H131ZM137 168V167H136ZM144 169V168H143ZM148 169V168H147ZM137 171H138V169H137ZM133 172V171H132ZM135 172V171H134ZM171 172V171H170ZM173 172V171H172ZM89 174H90V172H88ZM138 173V172H137ZM146 173V172H145ZM183 173H184V171H183ZM96 174V173H95ZM123 174V173H122ZM135 174V173H134ZM164 174V173H163ZM168 174V173H167ZM173 174V173H172ZM92 175V174H91ZM139 175V174H138ZM148 175V174H147ZM102 176H104V175H102ZM108 176V175H107ZM110 176V175H109ZM149 176H151V175H149ZM185 176V175H184ZM154 177V176H153ZM168 177V176H167ZM98 178H100V177H98ZM106 178V177H105ZM139 178V177H138ZM147 178V177H146ZM157 178V177H156ZM171 179H172V181L174 182V178L171 176L170 177ZM169 178V179H170ZM79 179V178H78ZM117 179V178H116ZM168 179V178H167ZM170 179V180H171ZM87 180V179H86ZM108 180H110V179H108ZM114 180V179H113ZM112 180V181H113ZM145 180L146 179H144V182H145ZM191 180V179H190ZM190 180H188V181H190ZM80 181V180H79ZM88 181V180H87ZM98 181V180H97ZM138 181V180H137ZM139 182V181H138ZM169 183V182H168ZM191 183V182H190ZM72 184V183H71ZM75 184H77V183H75ZM127 184V183H126ZM154 184V183H153ZM153 184L151 183H149V185H152L153 186ZM156 184V183H155ZM171 184H173V183H171ZM192 184H194V183H192ZM142 185V184H141ZM148 185V184H147ZM148 185V186H149ZM169 185V184H168ZM167 185V186H168ZM233 185V186H232ZM15 186H17V185H15ZM14 186V187H15ZM50 186V185H49ZM72 186V185H71ZM70 185H69V187H71ZM101 186H102V183H101ZM8 187H10V186H8ZM12 187V186H11ZM28 187V186H27ZM26 187V188H27ZM73 187V186H72ZM71 187V188H72ZM89 187V186H88ZM129 187V186H128ZM146 187V185L145 186H142V187H140V188H145ZM151 187V186H150ZM230 187H228L227 189H230ZM18 188V187H17ZM33 188H35V187H33ZM52 188V187H51ZM75 188V187H74ZM74 188H73V190H74ZM87 188V187H86ZM102 188V187H101ZM110 188V187H109ZM112 188V187H111ZM198 188V187H197ZM84 189V188H83ZM100 189V188H99ZM106 189V188H105ZM128 189V188H127ZM17 190V189H16ZM27 190V189H26ZM37 191L39 190V189H36ZM76 190H78V189H76ZM86 190V189H85ZM84 190V191H85ZM124 190V189H123ZM133 190V189H132ZM20 191H21V189H20ZM100 191V190H99ZM105 191V190H104ZM110 191V190H109ZM109 191H106V192H109ZM228 191V190H227ZM16 192V191H15ZM49 192V191H48ZM75 192V191H74ZM78 193H79V191H77ZM76 192V193H77ZM89 192V191H88ZM234 192V191H233ZM25 193V192H24ZM29 193V192H28ZM65 193H67V192H65ZM73 193V192H72ZM97 193V192H96ZM96 193H94V195L96 194ZM103 194H104V192H102ZM131 193V196H133L134 194L132 193V192H130ZM204 193V192H203ZM20 194H23V193H20ZM49 194H50V192H49ZM52 194V193H51ZM79 194H81V193H79ZM86 194H87V192H86ZM91 194V193H90ZM93 194V193H92ZM99 194H101V193H99ZM133 194V195H132ZM196 194V193H195ZM237 194V193H236ZM48 195V194H47ZM46 195V196H47ZM66 196H67V194H65ZM74 195V194H73ZM107 195V194H106ZM106 195H105V197H106ZM112 196L111 197V199L112 200H114V199H117V198H122L123 197V195L121 194V193H111V194H109V196ZM129 195V194H128ZM128 195H126V196H124L125 198H127V199H129L130 201H131V199H133L130 195L128 196ZM32 196V195H31ZM45 196V197H46ZM57 196V195H56ZM78 196H80V195H78ZM86 196V195H85ZM90 196V195H89ZM92 196V195H91ZM103 197H104V195H102ZM109 196H107V197H109ZM177 196V195H176ZM179 196V195H178ZM177 196V197H178ZM193 196V195H192ZM191 196V197H192ZM237 197L239 196V194L238 195H236ZM34 197V196H33ZM75 197V196H74ZM73 197V198H74ZM81 197V196H80ZM79 197V198H80ZM99 197V196H98ZM135 197H136V195H135ZM197 197V196H196ZM28 198V197H27ZM72 198V197H71ZM77 198V197H76ZM84 198H86V197H84ZM140 198V197H139ZM138 198V199H139ZM173 198H175L174 196H173ZM36 199V197L34 198V200ZM82 199V198H81ZM80 199V200H81ZM98 199V198H97ZM108 199V198H107ZM176 199V198H175ZM174 199V200H175ZM193 198H191L190 200H192ZM196 199V198H195ZM198 199H197V202H198ZM205 199V200H204ZM27 200V199H26ZM60 200V199H59ZM68 200V199H67ZM74 200V199H73ZM79 200V201H80ZM87 200V199H86ZM104 200V199H103ZM136 200V199H135ZM135 200L133 201V202H135ZM190 200H188V202L190 201ZM30 201H32L31 200V198H30ZM44 201H46V200H44ZM51 201H52V199H51ZM54 201V200H53ZM84 201V200H83ZM90 201V200H89ZM93 201V200H92ZM99 201V200H98ZM101 201H102V199H101ZM128 201V200H127ZM180 201H181V199H180ZM238 201V202H239ZM40 202V201H39ZM69 202V201H68ZM67 201H66V203H68ZM76 202V201H75ZM80 202H82V201H80ZM86 202V201H85ZM95 202V201H94ZM97 202V201H96ZM95 202V203H96ZM108 202V201H107ZM138 202V201H137ZM187 202V201H186ZM36 203V202H35ZM70 203V202H69ZM72 203V202H71ZM87 203V202H86ZM98 203V202H97ZM96 203V204H97ZM105 203V202H104ZM104 203H102V204H104ZM109 203V202H108ZM195 203V202H194ZM193 203V204H194ZM207 203V202H206ZM64 204V203H63ZM89 204V203H88ZM94 204V203H93ZM187 204V203H186ZM185 204V205H186ZM41 205H43V204H41ZM78 205H80V204H78ZM107 205V204H106ZM127 205H128V203H127ZM130 205V204H129ZM188 205H187V207H188ZM204 205H205V202H204ZM81 206V205H80ZM87 206V205H86ZM122 206V205H121ZM131 206V205H130ZM181 206V205H180ZM207 206V205H206ZM43 207V206H42ZM83 207V206H82ZM89 207V206H88ZM184 207V206H183ZM205 207V206H204ZM40 208V207H39ZM56 208V207H55ZM95 207H93V209H94ZM206 208V207H205ZM42 209V208H41ZM208 209V208H207ZM59 210V209H58ZM75 210V209H74ZM83 210V209H82ZM90 210V209H89ZM209 210H211V209H209ZM226 210H224V211H226ZM249 210H253L254 211V213L257 211L259 214H253L252 212H250ZM25 211V210H24ZM27 211V210H26ZM25 211V212H26ZM60 211V210H59ZM76 211V210H75ZM78 211V210H77ZM81 211V210H80ZM164 211V210H163ZM167 211V213H169L168 212V210H166ZM204 211H205V209H204ZM58 212V211H57ZM192 213H193V211H191ZM206 212V211H205ZM213 212V211H212ZM215 212V211H214ZM219 212V211H218ZM262 212H263V214H262ZM53 213V212H52ZM66 213V212H65ZM85 213V212H84ZM90 213V212H89ZM96 213V212H95ZM165 213V212H164ZM167 213H165V214H167ZM197 213V214H198ZM221 213V212H220ZM224 213V212H223ZM229 213H227V214H229ZM261 213V214H260ZM76 214H78L77 212H76ZM82 214V213H81ZM81 214H80V216H81ZM92 214V213H91ZM159 214V213H158ZM163 214V213H162ZM161 214V215H162ZM172 214V213H171ZM170 214V215H171ZM222 214V213H221ZM226 214V213H225ZM70 215H71V213H70ZM79 215V214H78ZM85 215V214H84ZM97 215V214H96ZM170 215H169V219H170ZM199 215V214H198ZM201 215V214H200ZM232 215H229L228 217H230V218H233L232 217ZM53 216V215H52ZM79 216V217H80ZM172 216V215H171ZM162 217V216H161ZM165 217V216H164ZM181 217V216H180ZM191 217V216H190ZM217 217V216H216ZM78 218V217H77ZM86 218V217H85ZM95 218V217H94ZM163 218V217H162ZM167 218V217H166ZM201 218H202V216H201ZM235 218V217H234ZM82 219V218H81ZM84 219V218H83ZM164 219V218H163ZM174 219V218H173ZM221 219V218H220ZM59 220V219H58ZM187 220H189V219H187ZM186 220V221H187ZM201 220V219H200ZM219 220V219H218ZM197 221V220H196ZM202 221V220H201ZM231 221L232 220H230V223H231ZM63 222V221H62ZM66 222V221H65ZM87 222H89V221H87ZM164 222V221H163ZM166 222V221H165ZM233 222V221H232ZM162 223V222H161ZM187 223V222H186ZM225 223H227V222H225ZM234 223V222H233ZM90 224V223H89ZM167 224V223H166ZM180 224V223H179ZM195 224H197V222L195 223ZM209 224V223H208ZM207 224V225H208ZM236 224V223H235ZM51 225V224H50ZM91 225V224H90ZM93 225V224H92ZM185 225V224H184ZM228 225V224H227ZM248 225H247V227H248ZM78 226V225H77ZM106 226V225H105ZM163 226V225H162ZM167 226V225H166ZM191 226V225H190ZM234 226V225H233ZM237 226V225H236ZM47 227V226H46ZM51 227V226H50ZM56 227V226H55ZM153 227V226H152ZM187 227V226H186ZM189 227V226H188ZM240 227V226H239ZM238 227V228H239ZM111 228V227H110ZM114 227H112V229H113ZM236 228V227H235ZM47 229V228H46ZM52 229V228H51ZM115 229V228H114ZM191 229V228H190ZM227 229V228H226ZM50 230V229H49ZM105 230V229H104ZM107 230V229H106ZM65 231V230H64ZM114 231V230H113ZM112 231V232H113ZM158 231V230H157ZM44 232V231H43ZM48 232V231H47ZM52 232V231H51ZM50 232V233H51ZM55 232V231H54ZM61 232V231H60ZM101 232V231H100ZM117 232V231H116ZM164 232V231H163ZM166 232V231H165ZM77 233V232H76ZM82 233V232H81ZM42 234V233H41ZM43 234H45V233H43ZM151 234V233H150ZM152 234H154V233H152ZM50 235H52V234H50ZM158 235V234H157ZM246 235V234H245ZM47 236V235H46ZM55 236V235H54ZM53 236V237H54ZM64 236H66V235H64ZM137 236V235H136ZM149 236V235H148ZM150 236H152V235H150ZM43 237V236H42ZM108 237V236H107ZM146 237H147V235H146ZM158 237V236H157ZM161 237V236H160ZM223 237V236H222ZM58 238V237H57ZM62 238H64V237H62ZM68 238V237H67ZM96 238V237H95ZM98 238V237H97ZM223 238H225V237H223ZM45 239V238H44ZM54 239V238H53ZM108 239V238H107ZM110 239V238H109ZM161 239H162V237H161ZM43 240V239H42ZM114 240V239H113ZM222 240V239H221ZM73 241V240H72ZM81 241V240H80ZM93 240L91 239V241L90 242H92ZM100 241V240H99ZM106 241V243H107V240H105ZM220 241V240H219ZM51 242V241H50ZM49 242V243H50ZM54 242V241H53ZM66 242H68V241H66ZM82 242V241H81ZM114 242L115 241H113L112 243L114 244ZM151 242V241H150ZM153 242H155V241H153ZM228 242V241H227ZM48 243V244H49ZM62 243V242H61ZM100 243V242H99ZM141 243V242H140ZM142 243H143V241H142ZM145 244H146V242H144ZM222 243V242H221ZM67 244V243H66ZM83 244V243H82ZM91 244V243H90ZM95 244V243H94ZM97 244V243H96ZM108 244H109V240H108ZM111 244V243H110ZM149 244V243H148ZM244 244H245V242H244ZM61 245V244H60ZM92 245V244H91ZM144 245V244H143ZM147 245V244H146ZM158 245V244H157ZM246 245V244H245ZM55 246V245H54ZM65 246H67V245H65ZM73 246V245H72ZM75 246V245H74ZM98 246V245H97ZM117 246V245H116ZM119 246V245H118ZM140 246V245H139ZM145 246V245H144ZM144 246H143V250H144ZM149 246V245H148ZM164 246V245H163ZM206 246V245H205ZM52 247V246H51ZM60 247V246H59ZM79 247V246H78ZM82 247V246H81ZM88 247V246H87ZM92 247V246H91ZM107 247V246H106ZM106 247H105V249H106ZM154 247V246H153ZM221 247V246H220ZM62 248V247H61ZM120 248V247H119ZM137 248V247H136ZM148 248V247H147ZM186 248V247H185ZM84 249V248H83ZM86 249V248H85ZM142 249V248H141ZM167 249V248H166ZM64 250V249H63ZM120 250V249H119ZM154 250V249H153ZM179 250V249H178ZM184 250V249H183ZM188 250V249H187ZM88 251V250H87ZM91 251V250H90ZM102 251V250H101ZM159 251V250H158ZM48 252V251H47ZM92 252V251H91ZM104 252H105V250H104ZM148 252V251H147ZM150 252H152V251H150ZM180 252V251H179ZM182 252V251H181ZM222 252H224V251H222ZM52 253V252H51ZM87 253V252H86ZM85 253V254H86ZM90 253V252H89ZM93 253V252H92ZM100 253V252H99ZM130 253V252H129ZM145 253V252H144ZM167 253V252H166ZM228 253V252H227ZM101 254V253H100ZM147 254V253H146ZM88 255V254H87ZM149 255H151V254H149ZM186 255V254H185ZM191 256H192V254H190ZM189 255V256H190ZM94 256V255H93ZM97 256V255H96ZM101 256V255H100ZM163 255L162 254H159V256L157 255V260H159V258L160 257H162ZM167 256V255H166ZM95 257V256H94ZM109 257V256H108ZM139 257V256H138ZM193 257H195V256H193ZM219 257V256H218ZM96 258V257H95ZM114 258V257H113ZM177 258V257H176ZM190 258V257H189ZM116 259V258H115ZM146 259V258H145ZM165 259V258H164ZM174 259V258H173ZM184 259V257L183 256H179V258H177V261L179 260L180 262H183L182 260ZM142 260V259H141ZM154 260H155V257L153 258V261L152 262H154ZM170 260V259H169ZM191 260V259H190ZM196 260V259H195ZM195 260H193L192 259V261H195ZM213 260V259H212ZM212 260H210V259H207V260H205V261H203L202 262V264H218V263H215V262H213ZM217 260V259H216ZM215 259H214V261H216ZM122 260H113L112 261V264H121L120 262H121ZM199 261H201V259H199ZM140 262V261H139ZM165 262V261H164ZM196 262H197V260H196ZM138 263V262H137ZM142 263V262H141ZM70 264V263H69ZM98 264H103V263H98ZM111 264V263H110ZM189 264V263H188ZM191 264V263H190ZM198 264V263H197Z\"/></svg>", "mask_w": 264, "mask_h": 264}]
</instances>
